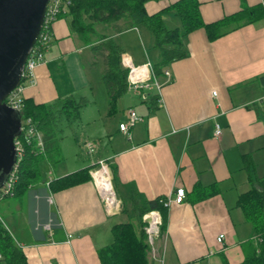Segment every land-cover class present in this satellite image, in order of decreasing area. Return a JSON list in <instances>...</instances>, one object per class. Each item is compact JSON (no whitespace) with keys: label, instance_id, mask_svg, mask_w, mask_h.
Returning a JSON list of instances; mask_svg holds the SVG:
<instances>
[{"label":"crops","instance_id":"obj_1","mask_svg":"<svg viewBox=\"0 0 264 264\" xmlns=\"http://www.w3.org/2000/svg\"><path fill=\"white\" fill-rule=\"evenodd\" d=\"M177 1L151 0L146 11L155 14ZM199 2L206 23L264 5V0ZM175 18L166 14V25ZM126 22L117 26L124 29ZM172 25L169 28H179L181 23ZM96 31L111 36L135 66L153 65L159 59L153 37L145 30L116 33L96 25ZM185 48L189 56L157 77L164 83L159 95L156 90L148 93L159 96L156 104L150 102L152 96L129 90L118 102V113L109 117L106 93L99 115L89 120L87 139L98 141L94 154L85 146L88 155L77 151L71 163L63 160L53 166L44 160L47 177L41 175L23 197L0 202L7 230L27 264H101L98 250L113 242L112 228L130 219L136 222L131 192L146 200L174 196L179 189L186 194L184 202L169 207L156 257L149 253L151 264H241L259 243L237 202L253 189L264 191V20L214 42L204 29L194 31ZM94 63L90 46L72 31L66 13L54 24L46 63L36 70L37 85L27 87L24 98L52 105L67 97H85L90 101L86 107H95L96 93L104 96L105 66ZM130 109L143 120L126 134L120 125L129 122ZM67 137L65 131L62 153ZM101 160L118 167L119 212L106 210L93 181L51 191L54 180L94 169Z\"/></svg>","mask_w":264,"mask_h":264},{"label":"trees","instance_id":"obj_2","mask_svg":"<svg viewBox=\"0 0 264 264\" xmlns=\"http://www.w3.org/2000/svg\"><path fill=\"white\" fill-rule=\"evenodd\" d=\"M149 1L151 0L68 1L67 16L72 31L85 46H90L96 61L94 64L102 62L105 66L102 81L108 97L109 117L118 113V102L129 91V71L122 65L125 54L122 47L111 36L100 35L96 39L98 36L96 25L113 28L116 33L133 28L149 32L153 37V50L159 55V59L153 64V72L156 77H161L170 64L189 56L185 41L194 31L204 29L208 40L214 42L244 26L264 20V5L244 9L215 22L206 23L201 14L199 0H179L155 14L146 11V4ZM171 13L179 19L181 23L179 28L171 29L166 25L164 17ZM62 16L64 14L60 17ZM121 21H127L124 29L117 26ZM148 96H152L150 99L152 104L157 103V95ZM89 103L85 97H67L52 105L37 104L32 99H23L21 111L23 119L33 121L42 136L43 147L41 148L35 139L30 143L23 141L24 153L16 171L14 197H23L31 186L40 181L39 166L44 160L50 161L53 166L63 161L61 143L66 125L77 121ZM22 138L23 135L19 137L20 140ZM109 167L116 190L119 184L118 167L115 165ZM91 170L92 168H85L54 180L50 186L51 191L55 193L92 181ZM197 190L198 187L193 193H197ZM165 201L166 197L146 200L136 192H131L129 202L136 214V223L117 224L112 228L113 242L98 250L101 264H151L144 216L152 211L161 214L162 235L169 219V208L165 206ZM237 206L260 238L259 243L247 253L241 264H264V191L253 189L241 195ZM0 253L3 255L2 264H27L25 254L1 223Z\"/></svg>","mask_w":264,"mask_h":264},{"label":"built area","instance_id":"obj_3","mask_svg":"<svg viewBox=\"0 0 264 264\" xmlns=\"http://www.w3.org/2000/svg\"><path fill=\"white\" fill-rule=\"evenodd\" d=\"M68 1L70 0H50L47 5V10L44 18V24L40 32L39 38L36 42V45L32 49L25 70L22 75V82L6 99V104L19 111L21 113L23 108V99L24 91L27 87H32L37 85V76L36 70L38 67L46 63V52L50 48L53 42V27L57 19L68 13ZM122 65L125 69L129 71L128 75V85L129 90L141 94L144 98L148 96V93L152 90L157 91L159 95L160 90L164 86L157 77L151 76L153 73V65L149 62L142 66H135L132 60L123 56ZM167 77L170 76L168 71L165 72ZM215 94V93H214ZM159 97V96H158ZM130 120L128 123H122L120 125V130L129 134L130 127H133L137 123L143 120L141 116L133 109L129 110ZM22 135L23 141L30 143L32 140H37L39 146L43 147L42 136L37 130L35 124L31 119L24 120L22 117ZM221 135L220 127H216V136ZM23 141L19 138L16 139L15 145L18 152V162L17 165L9 177L8 181L4 187L0 190V199L5 196H13L14 182L16 178V171L19 167L20 161L22 159L24 148ZM88 152L94 154L96 151V145L91 142L86 143ZM92 181L97 189V192L102 199L106 210L109 213L119 212L122 208V202L117 198V194L114 189L112 182V174L110 171L109 163L107 161H99L94 169L91 171ZM50 182H48V186ZM186 198L185 191L179 189L175 192L174 196L170 195L166 197L165 206L170 207L173 202L182 203ZM49 202L52 203V198L50 197ZM144 222L146 223L145 232L147 235V242L150 246V254L152 257H156V242L161 236V227L163 225L161 214L157 211L149 212L144 216ZM0 223L3 224L6 228L7 225L4 222L2 215L0 214ZM47 229L50 228L49 225L46 226ZM224 235L218 237V242H222ZM3 255L0 253V264H2Z\"/></svg>","mask_w":264,"mask_h":264},{"label":"water","instance_id":"obj_4","mask_svg":"<svg viewBox=\"0 0 264 264\" xmlns=\"http://www.w3.org/2000/svg\"><path fill=\"white\" fill-rule=\"evenodd\" d=\"M50 0H0V190L13 173L22 135V114L6 104L22 82Z\"/></svg>","mask_w":264,"mask_h":264},{"label":"rangeland","instance_id":"obj_5","mask_svg":"<svg viewBox=\"0 0 264 264\" xmlns=\"http://www.w3.org/2000/svg\"><path fill=\"white\" fill-rule=\"evenodd\" d=\"M60 18L61 17H59L58 19H60ZM178 21L179 20L176 19V20H174L172 22V24L173 23H177ZM172 24H170L169 27L172 28L174 26ZM97 34H98V36H96V39L99 38V36L101 35L98 32H97ZM103 91H104V96H102V94L100 95V93H98V94L96 93V97H97L98 101H97V105H95V107H93V106L85 107L82 110L80 118L77 121H73L71 124L68 123L69 125L68 124L66 125L65 131H66L68 137L63 142V145L68 146V147L66 148V151L64 153H62L63 154L62 155L63 156V160L68 161L69 163H71L74 160V155H75V153L77 151H79V152L83 151L84 155H86L87 153L85 152V148H84L86 146L84 144L85 142H90L91 141V143H93L94 145L98 146V143H96L98 141H93V140L87 139V138H88V134H89L88 131L91 130L90 127H92V125L90 126L89 120L91 118H94L93 116H95L96 114L99 115L98 111L101 110L104 107V102H105L104 101V97H106L105 96L106 95V88H103ZM88 140H90V141H88ZM22 141H23V138H22ZM24 141H25V139H24ZM83 141H84V143H83ZM61 147H62V143H61ZM39 168H40V173L43 176V178L47 177L48 176V171H49L47 163L46 162H42L40 164ZM13 197L14 196H10V195L9 196H5V197L0 199V202H2L5 199L7 200L8 198H13ZM1 209H2V207H1V204H0V211H1ZM4 222H5V220H4ZM130 222H133V219H130Z\"/></svg>","mask_w":264,"mask_h":264}]
</instances>
